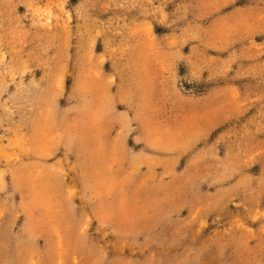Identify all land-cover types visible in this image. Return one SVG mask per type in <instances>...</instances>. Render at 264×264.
Here are the masks:
<instances>
[{
    "label": "rangeland",
    "instance_id": "374dc122",
    "mask_svg": "<svg viewBox=\"0 0 264 264\" xmlns=\"http://www.w3.org/2000/svg\"><path fill=\"white\" fill-rule=\"evenodd\" d=\"M0 264H264V0H0Z\"/></svg>",
    "mask_w": 264,
    "mask_h": 264
}]
</instances>
